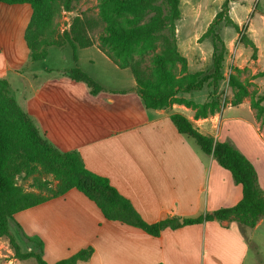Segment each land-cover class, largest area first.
Returning <instances> with one entry per match:
<instances>
[{"label": "crops", "instance_id": "1", "mask_svg": "<svg viewBox=\"0 0 264 264\" xmlns=\"http://www.w3.org/2000/svg\"><path fill=\"white\" fill-rule=\"evenodd\" d=\"M26 4L0 1V77L7 79L17 104L43 138L60 151L78 152L85 167L107 177L145 221L197 217L232 206L242 197V187L231 173L191 137L177 131L170 119L175 112L203 134L237 147L253 163L264 191V148L254 141L255 137L264 144L263 134L255 119L240 116V106L222 105L219 112L206 117H195L194 110L176 102L147 108L135 90V79L126 88L108 86L104 89L108 91L91 94L84 82L64 77L62 71L69 66L50 73L49 65H36L30 59L24 30L31 7ZM99 52L121 68L101 49ZM59 58L65 55L61 53ZM41 72L50 74L39 78ZM16 81L22 88H13ZM196 92L177 96L193 100ZM241 123L245 125L243 135ZM13 217L24 236L41 242L48 264L87 246L93 248L91 256L75 264H245L249 232L264 222L261 216L248 228L235 221L211 219L167 227L152 235L105 219L97 205L76 188Z\"/></svg>", "mask_w": 264, "mask_h": 264}, {"label": "trees", "instance_id": "2", "mask_svg": "<svg viewBox=\"0 0 264 264\" xmlns=\"http://www.w3.org/2000/svg\"><path fill=\"white\" fill-rule=\"evenodd\" d=\"M1 2L28 3L31 15L24 30V40L30 52L31 60L45 58L47 47L72 48L74 62L77 60V47L94 44L89 34L97 29L99 48L121 68H129L136 82L135 90L145 107L159 109L173 102L195 108V117H206L219 110V100L212 98L201 104L177 96L179 92L199 90L204 86L216 91L223 78L222 64L226 52L225 43L217 31L218 24L224 20L235 29L239 26L228 15L229 1L223 0L220 10L215 14L199 40L210 38L212 43V63L208 72L196 71L187 77L175 75L176 63L186 65V58L178 50L176 40V21L180 18V0H98L97 17H73L69 28L61 32L56 30L55 18L61 9H70L73 0H0ZM240 40L255 48L252 40L243 33ZM159 49L151 58V71L141 69L134 56H142ZM65 73L87 84L95 94L104 88L78 66L65 70ZM264 75V71L259 73ZM232 89L231 105H238L249 94L246 86L230 77ZM222 107V105H221ZM220 107V109H221ZM258 111L262 112V108ZM170 119L177 131L195 140L200 149L212 154L215 160L232 176L235 183L242 187L241 199L232 206L219 207L197 217L171 216L155 222L145 221L128 198L110 184L105 176L87 169L76 151H60L51 145L37 127L17 104L11 93L9 82L0 77V237L8 238L17 257L34 258L36 264H48L42 256L41 242L35 244L37 250L22 252L9 228L16 212L39 204L50 197L62 195L76 188L92 200L107 220L118 221L138 227L145 232L158 235L164 228H177L183 224L204 220H228L251 228L259 217H264V191L258 184L253 163L232 143L218 140L203 134L183 114L175 112ZM48 174L55 180L35 179L39 189L49 194L28 191L16 183L18 174ZM19 228V225L16 223ZM92 246L81 248L52 264H75L78 260H87L92 254Z\"/></svg>", "mask_w": 264, "mask_h": 264}, {"label": "rangeland", "instance_id": "3", "mask_svg": "<svg viewBox=\"0 0 264 264\" xmlns=\"http://www.w3.org/2000/svg\"><path fill=\"white\" fill-rule=\"evenodd\" d=\"M222 1L223 0H180L181 15L175 23L176 40L178 50L186 58V65L184 66L181 63L174 64L173 70L177 77H187L190 73L196 71L208 72L210 70L212 63V43L210 38L199 40V37L206 30L215 14L220 10ZM97 11L98 0H73L69 10L61 9L56 16V30L62 31L68 29L73 17L76 15L96 18ZM228 15L238 24L239 29H235L232 24H227L224 20L217 26V31L226 46L222 64L223 78L219 81V87L216 91L207 86L197 90V96L192 102L201 104L212 98H217L219 100V110L216 112H219L221 110V105L227 106L231 104L232 89L229 85V79L234 76L241 81L249 91V94L243 97L242 102L238 104L242 110L239 109L237 112L245 119H255L256 125L263 134L262 139H264V75L259 74L261 71H264V0H231L229 1ZM97 33V29L89 32L93 38L94 44L87 47H77L76 53L80 58V60L78 59V65H76V62L73 60L69 45L61 49L50 46L48 55L46 54L47 56H45L44 59L35 60L34 62L37 63L36 65H49L51 68L50 73H56V70L63 65H65L66 68H68V66L69 68L78 66L97 83L101 86L103 85L102 87L104 89H107L108 86L128 87L129 83L134 79L130 69L118 68L111 62L105 60L99 52L100 48L98 46ZM243 33L248 39L253 41L255 48L240 40V35ZM159 46L160 42L157 43L154 50L142 56H134V59L139 62L141 69L147 73L151 71L152 68V54L159 49ZM61 53L65 55V58L60 60L59 55ZM65 70L67 69L62 71L65 75L64 77H68ZM50 73L41 72L39 78L40 76L43 78L45 74ZM12 84L13 88L21 87V82L16 81L12 82ZM60 87L64 88L62 85ZM25 96H29V93H25ZM187 107L195 111V108L192 106ZM259 108H262V112L258 111ZM225 115H227L226 112H224L223 116ZM244 126L245 125L241 123L239 127L241 135L245 133ZM236 133L238 132L236 131ZM246 133H248L247 130ZM238 135L240 136L239 133ZM254 141L257 145L260 147L263 146L264 148V144H262L258 138L256 139L254 137ZM35 179L39 181L48 179L51 181L50 185L54 186L55 184V180L52 179L51 175L38 174L37 172L30 175H24L23 173L18 174L16 183L20 184L28 191H40L46 195L49 194L48 191L37 187ZM13 220L9 222V228L17 240L20 250L22 252L31 249L37 250L38 248L35 243L38 239H31L24 236L16 226L15 220ZM249 240L250 249L245 264H264V222L253 232H249ZM0 264H36V261L34 258L21 259L17 257L8 238L2 236L0 237Z\"/></svg>", "mask_w": 264, "mask_h": 264}]
</instances>
